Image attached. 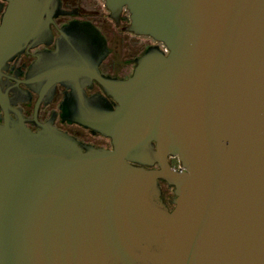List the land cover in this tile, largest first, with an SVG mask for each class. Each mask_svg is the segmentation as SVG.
<instances>
[{
    "label": "water",
    "instance_id": "1",
    "mask_svg": "<svg viewBox=\"0 0 264 264\" xmlns=\"http://www.w3.org/2000/svg\"><path fill=\"white\" fill-rule=\"evenodd\" d=\"M10 1L9 16L53 15V0ZM106 2L168 52L150 46L126 79L96 75L116 109L77 94L74 120L112 149L0 123V264H264V0ZM65 62L57 81L83 70Z\"/></svg>",
    "mask_w": 264,
    "mask_h": 264
},
{
    "label": "flooded vegetation",
    "instance_id": "2",
    "mask_svg": "<svg viewBox=\"0 0 264 264\" xmlns=\"http://www.w3.org/2000/svg\"><path fill=\"white\" fill-rule=\"evenodd\" d=\"M10 10L11 1L0 0V123L6 116L21 117L34 131L50 123L82 145L114 148L111 136L74 120L84 114L79 97L91 108L116 109L119 101L96 75L129 78L150 46L166 50L163 42L131 30L128 7L114 14L106 0H53V15L44 17L9 16ZM70 26L77 29L68 34ZM58 48H63L59 57ZM61 58L78 64L80 76L57 81L55 67ZM169 162L182 168L178 156L170 155ZM145 166L159 168L158 162ZM159 181L162 199L172 210L175 187L164 178Z\"/></svg>",
    "mask_w": 264,
    "mask_h": 264
}]
</instances>
